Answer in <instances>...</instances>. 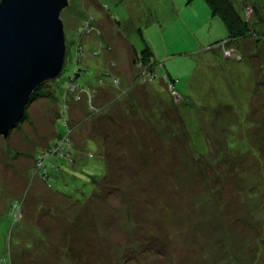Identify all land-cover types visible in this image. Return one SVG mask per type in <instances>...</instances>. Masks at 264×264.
Masks as SVG:
<instances>
[{"label": "rangeland", "instance_id": "374dc122", "mask_svg": "<svg viewBox=\"0 0 264 264\" xmlns=\"http://www.w3.org/2000/svg\"><path fill=\"white\" fill-rule=\"evenodd\" d=\"M231 2L242 16L247 6L251 30L225 45L239 59L221 53L224 29L204 0H67L60 72L0 136V255L10 250L12 264H264V231L260 239L253 227L264 228V0ZM142 51L156 65L149 84L130 64ZM163 75L176 89L170 97ZM129 94L141 109L183 101L191 110L190 150L202 153L192 179L159 173L161 154L133 149L105 120L106 111L134 117L116 104ZM220 140L236 145L231 159ZM63 147L68 162L56 157ZM180 153L163 152L166 170ZM207 195L218 202L206 204ZM154 235L158 252L138 254V241Z\"/></svg>", "mask_w": 264, "mask_h": 264}, {"label": "trees", "instance_id": "16d2710c", "mask_svg": "<svg viewBox=\"0 0 264 264\" xmlns=\"http://www.w3.org/2000/svg\"><path fill=\"white\" fill-rule=\"evenodd\" d=\"M204 1L206 2V4L208 5V7L210 9L211 15L215 16L220 21V23L224 29V35H223L222 40L219 44V46L221 47V53H222V49L228 48L225 45L231 46L237 40L242 39V38H244L250 34L251 30L249 29V26H248V20L249 19L246 16V12H244V8L247 6H244V5L242 6V11H243V16H242L239 12L236 11L231 0H204ZM229 49H231V48H229ZM232 50L235 54L231 55L229 58L239 59L240 58L239 53L236 52L234 49H232ZM236 56H238V57L236 58ZM226 58H228V57H226ZM148 61L149 60H148L147 56L145 54H143V51L140 52L139 55L137 54L136 56H132L130 58V64L132 65L131 67H133L134 69L137 68V70H138V72L136 71L137 72L136 79L139 81V84H145V82L147 84H149L152 81V79L155 78L154 69H155L156 65H155V63H151ZM142 65L143 66L145 65V71L144 72L140 71V68ZM142 73H144L146 80H144V76L141 75ZM163 78L165 79V81L163 82V87L166 90L167 95L170 97L171 95H169L167 87H168V85L171 84L172 87L174 88L173 80L170 77H167L166 75H163ZM35 89L30 94L28 102L34 97L33 94L35 92ZM174 90L176 91L175 88H174ZM133 96H134L133 94L126 95V99L123 100V103H118V100L116 98V104H118V106L121 107V110L123 112H126V110H127V112L130 111V114L134 115V117L127 118V117L123 116L120 118V117L113 115L109 111H106L104 114H102L104 116L105 120L111 121L113 123V125L116 126V131H118L119 133H122L123 138H129V139L132 138V141H129V142H131L132 145H134L133 149H138V151H140V152H143V150L146 149L148 151V154H153V153L156 155L161 154V158H164V159L166 158L165 156L162 155L164 151H171V152L173 151V152H178V153L181 152L180 157H182V159L180 158V162L175 169L171 170L172 167L170 166V168H168L166 170L165 166L168 164L167 160L163 161L164 159H162V160L158 161L159 162L158 165L160 166V169L158 171H159V173H162V175H164V176L168 175V177L170 179H172L176 182H180V183L183 181H189L190 179H192V177L194 175L192 176L191 172H192L193 168L195 166H197V164H194V163H197L198 160L202 159V156H201L202 153L197 155V153L194 154V152H192V151H195L193 148H191L192 151L190 150L189 132H191V129H189V127L192 125L190 123V120L193 123L198 122L197 119H195V118H192L189 120L188 118L190 115L185 114L186 112L187 113L190 112V114H191V110L188 108L185 110L183 109V106H184L183 101H182V103L181 102L179 104L177 103L178 106H176V108H174V106L173 107L171 106L172 108L168 107L167 110H165L164 108H160L161 104L157 103V102L156 103L154 102L153 103L154 105L151 108H150V106L147 108L142 106L145 109L144 108L141 109L140 108L141 106L138 105V103H137L136 97H133ZM85 98H86V96H85ZM88 100H90V97L85 99V102L87 103L89 108L95 109V107L92 105V102L90 104V102ZM120 107H118V108L120 109ZM123 107H124V109H123ZM102 108H104V110L107 109L105 107H102ZM101 109H100V111H101ZM139 111L143 112V114H141L142 116H140ZM23 115H24V111H23L21 118L23 117ZM199 122H201V121H199ZM175 123L178 124V127H176L177 125ZM62 124L65 126V120H63V119H62ZM16 125L17 124H15V126ZM156 125H157V127H156ZM192 127H194V126L192 125ZM195 127H197L201 131L200 127H198V126H195ZM149 135H151V137ZM105 136H107V135H104V137ZM153 139L155 142L151 141ZM212 139H213V137H212ZM220 142L221 143L219 145L221 146L220 152H221L222 157L224 155L226 158L231 159L230 157H231L232 153L229 152L230 148H232L234 146L236 147V145L235 144L233 145V143H231V142H230L231 144H229L227 142L226 143L227 146L224 147V145L222 144V140H220ZM68 143H69V141H68ZM204 143H205V140H204ZM177 144L183 148V151H179ZM205 146L206 145L204 144V147ZM64 148H66V147H63V149L61 150L62 154H56V157H59L61 159L62 158L65 159L67 157V154L69 153V149H68V147L66 149H64ZM49 150L51 151V146L49 147L48 151ZM64 152H65V154H64ZM182 153H184V155H181ZM192 153H193V155H191ZM239 153H241V152H239ZM257 153H259V152H257ZM87 155H88V157L92 156V154L90 155V153H87ZM147 159H149V158H146V160ZM187 162H189V164L191 165V167L189 166L190 168L188 167ZM192 166H194V167H192ZM102 168H103V174H104L105 173L104 165H102ZM233 169L231 168L229 171H226V169H225L226 176H227V173H231V172L235 173V170H233ZM198 171H199L200 175L198 174V172H196V175L198 176V178H200L203 181V183H202L203 185L206 184L205 176L202 174V172L200 170H198ZM44 172H45V165H44L43 173ZM169 175H171V177ZM40 177H41V179H44V180L47 179L46 175H44V174L41 175ZM99 178H97L95 181H93L92 191H94L97 188L95 182H97V180ZM175 185H179V184H175ZM98 188L100 190L107 189L108 183L106 181H104L101 183L100 186H98ZM199 196L197 197V199L201 198V196L200 197ZM85 200L86 199H84L83 201H85ZM205 200H207L206 204H210V203L215 204V202H218V200L214 196H211V195H207L205 197L204 201ZM83 201H81V202H83ZM193 202H195V201H192V203ZM199 202H201V199L199 200ZM198 205H200V207L202 206L201 203ZM203 206H205V204ZM15 207H16L15 203H12L10 211L13 212V209H15ZM263 210H264V202H263ZM126 215L128 217V213H124L123 216L125 217ZM74 221H75V219H74ZM74 221H72V223ZM253 227H254V230L256 231L258 237L260 239H262V233L264 231V228H258L255 226H253ZM156 237L158 239H156ZM156 241L161 242V239L156 235L150 236V237L147 236L146 238H143L142 241H138V243L135 245L137 247L135 251L140 255L143 252L154 251V250L157 253L158 249H156V247H157ZM154 246H156V247L154 248ZM68 251H70V249ZM12 255L13 254L10 250H6L2 255H0V260L2 262L1 264H12V258H11V257H13ZM120 255H121V253H120ZM120 255H119V257H120ZM60 256H62V255L60 254ZM64 256H65V253H64ZM128 259H129V257H125L121 261H126ZM65 262H66V264H74V263L69 262V261H65Z\"/></svg>", "mask_w": 264, "mask_h": 264}, {"label": "water", "instance_id": "95a60500", "mask_svg": "<svg viewBox=\"0 0 264 264\" xmlns=\"http://www.w3.org/2000/svg\"><path fill=\"white\" fill-rule=\"evenodd\" d=\"M67 0H0V136L21 119L32 91L64 57L60 10Z\"/></svg>", "mask_w": 264, "mask_h": 264}, {"label": "built area", "instance_id": "2783aa9c", "mask_svg": "<svg viewBox=\"0 0 264 264\" xmlns=\"http://www.w3.org/2000/svg\"><path fill=\"white\" fill-rule=\"evenodd\" d=\"M223 50L226 51V49H223ZM226 52L229 53L230 56H231V55H234L233 52L230 51V50H229V52H228V51H226ZM236 58H237V57H236ZM167 89H168V92H172V94H175V90H174V88L172 87L171 84L168 85ZM172 94H171V95H172ZM40 167H41V169H43V168H44V165H41ZM43 174H44V173H42V175H43ZM1 263H2V262H1V260H0V264H1Z\"/></svg>", "mask_w": 264, "mask_h": 264}]
</instances>
